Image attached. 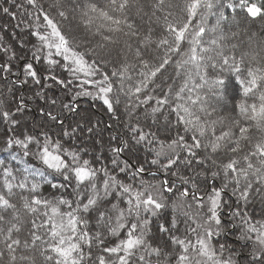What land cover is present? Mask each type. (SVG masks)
<instances>
[{
    "label": "snow or ice",
    "instance_id": "6c2138e0",
    "mask_svg": "<svg viewBox=\"0 0 264 264\" xmlns=\"http://www.w3.org/2000/svg\"><path fill=\"white\" fill-rule=\"evenodd\" d=\"M0 15L23 33L0 28L16 164L0 160V264H264V0H4Z\"/></svg>",
    "mask_w": 264,
    "mask_h": 264
},
{
    "label": "trees",
    "instance_id": "16d2710c",
    "mask_svg": "<svg viewBox=\"0 0 264 264\" xmlns=\"http://www.w3.org/2000/svg\"><path fill=\"white\" fill-rule=\"evenodd\" d=\"M0 5H4V0H0ZM6 6V5H5ZM13 11H15V9H13ZM16 21L11 20L9 17L7 16H2L0 15V28H3L5 25H7L8 29L12 27V25H15ZM0 36H5V33L0 31ZM8 38H11L10 34L8 33ZM23 61H20V64H22ZM39 67V66H37ZM14 71H19V64L18 65H14L13 68ZM15 77H10V79H14ZM11 85L8 84V82L4 81V80H0V92H4L5 94H7V89L8 87H10ZM234 86V82H230L227 84L226 86V92L228 93V95H231V91L232 88ZM30 85L29 86H20L19 88L16 89L14 94H10L7 95V99L11 102L14 101V97H18V96H31L32 92L30 91ZM0 99H3V97H0ZM39 103L38 101L36 102H30V107H32V111H26L25 114L22 117V124L15 130V134H19L21 132L24 131H31V127H25V124L27 125H31V123L33 121H36L39 119V115H38V110L35 108V104ZM80 104L82 107L85 108H89L90 105L92 104V102L90 100L82 99L80 101ZM93 115V119H98L101 121H105V122H110L114 124V127L116 129L119 128V125H116L115 122L113 121H109L108 116L106 115V113L102 110V107L97 106L95 108H91L90 109ZM14 133L10 130V126L6 125L4 123H0V149H2L5 145H4V141L7 138V136L13 135ZM108 133H105V138H107ZM0 160L5 161V164L10 165L15 167V161H12L10 159V154L8 152H4V151H0ZM32 164H35V161H30ZM45 195H47L51 190L48 189L47 187L45 188ZM224 239H226L229 243L233 244L236 246L237 250H241L242 249V245L240 242H237L232 234H228ZM239 264H248V260L249 257L241 254L240 256L237 257Z\"/></svg>",
    "mask_w": 264,
    "mask_h": 264
},
{
    "label": "rangeland",
    "instance_id": "374dc122",
    "mask_svg": "<svg viewBox=\"0 0 264 264\" xmlns=\"http://www.w3.org/2000/svg\"><path fill=\"white\" fill-rule=\"evenodd\" d=\"M8 33L10 34V36H12L13 33H15L17 35H21V36L23 35V33L20 31V29L15 28V25H12V27L8 29ZM168 215L170 216L171 213L169 212Z\"/></svg>",
    "mask_w": 264,
    "mask_h": 264
}]
</instances>
